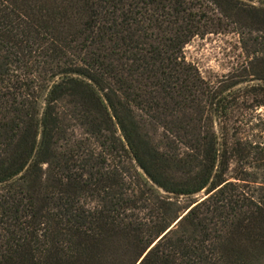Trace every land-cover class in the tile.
I'll list each match as a JSON object with an SVG mask.
<instances>
[{
    "label": "trees",
    "instance_id": "1",
    "mask_svg": "<svg viewBox=\"0 0 264 264\" xmlns=\"http://www.w3.org/2000/svg\"><path fill=\"white\" fill-rule=\"evenodd\" d=\"M248 1L0 0V264H264V36L216 82L184 54L264 34Z\"/></svg>",
    "mask_w": 264,
    "mask_h": 264
},
{
    "label": "rangeland",
    "instance_id": "2",
    "mask_svg": "<svg viewBox=\"0 0 264 264\" xmlns=\"http://www.w3.org/2000/svg\"><path fill=\"white\" fill-rule=\"evenodd\" d=\"M262 36L264 34L251 25L228 22L217 26L212 33L194 38L185 47L184 54L205 79L216 82L224 76L240 74L254 57L256 39L262 40ZM238 120L244 139L264 146V105L243 108ZM253 164L258 167L263 163L254 159Z\"/></svg>",
    "mask_w": 264,
    "mask_h": 264
},
{
    "label": "water",
    "instance_id": "3",
    "mask_svg": "<svg viewBox=\"0 0 264 264\" xmlns=\"http://www.w3.org/2000/svg\"><path fill=\"white\" fill-rule=\"evenodd\" d=\"M245 1H248V0H245ZM248 2H251V1H248ZM201 195L206 196V195H205V192H201V193L197 194L196 196L199 197V196H201Z\"/></svg>",
    "mask_w": 264,
    "mask_h": 264
}]
</instances>
